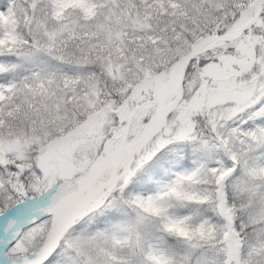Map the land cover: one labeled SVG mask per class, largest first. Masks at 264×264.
I'll list each match as a JSON object with an SVG mask.
<instances>
[{"label": "snow or ice", "instance_id": "1", "mask_svg": "<svg viewBox=\"0 0 264 264\" xmlns=\"http://www.w3.org/2000/svg\"><path fill=\"white\" fill-rule=\"evenodd\" d=\"M0 264H264V0H0Z\"/></svg>", "mask_w": 264, "mask_h": 264}]
</instances>
